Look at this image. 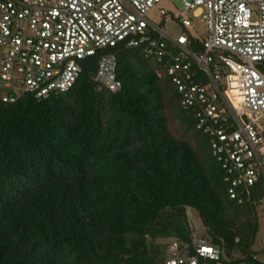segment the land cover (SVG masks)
<instances>
[{
    "label": "trees",
    "instance_id": "1",
    "mask_svg": "<svg viewBox=\"0 0 264 264\" xmlns=\"http://www.w3.org/2000/svg\"><path fill=\"white\" fill-rule=\"evenodd\" d=\"M188 48L202 40L190 35ZM168 49L161 60L123 43L103 50L116 54L117 92L93 80L98 51L68 91L0 102V264H165L171 240L191 247L187 209L226 264H264L252 249L264 186L230 197L167 73L180 50Z\"/></svg>",
    "mask_w": 264,
    "mask_h": 264
},
{
    "label": "built area",
    "instance_id": "2",
    "mask_svg": "<svg viewBox=\"0 0 264 264\" xmlns=\"http://www.w3.org/2000/svg\"><path fill=\"white\" fill-rule=\"evenodd\" d=\"M159 1L1 0L0 102L14 103L27 93L44 100L68 91L82 60L98 51L93 80L99 90L117 92L122 83L116 54L103 50L123 43L161 60L172 43L180 52L171 57L167 73L181 104L194 112L196 128L209 137L231 185L229 195L237 199V188L264 186V0H183L176 15L161 9L182 27L177 36L146 19ZM197 5L205 7L207 36L202 50L193 52L186 12ZM187 216L194 230L191 247L171 240L165 264H226L219 246L197 237L190 209Z\"/></svg>",
    "mask_w": 264,
    "mask_h": 264
},
{
    "label": "rangeland",
    "instance_id": "3",
    "mask_svg": "<svg viewBox=\"0 0 264 264\" xmlns=\"http://www.w3.org/2000/svg\"><path fill=\"white\" fill-rule=\"evenodd\" d=\"M161 9H164L170 14L176 15L183 9V0H160L158 3L150 7L145 13V17L148 21L160 27L168 35L177 36L182 33V27L179 26L177 21L172 20L168 16L163 17L160 12ZM204 12L205 7L203 5H197L186 12V16L191 20V25L187 28V30L191 35H193V37L199 40L205 39L207 36V27L202 19ZM194 218L199 225L197 237L206 240L207 242V239L203 237L204 231L198 221L196 213H194ZM258 219L259 232L256 236L252 249L257 253L260 260H264V200L262 201V205L258 211ZM167 242L168 240L160 241L161 244H165Z\"/></svg>",
    "mask_w": 264,
    "mask_h": 264
}]
</instances>
